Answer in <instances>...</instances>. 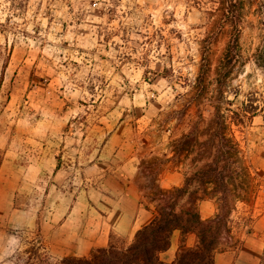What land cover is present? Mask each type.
<instances>
[{
  "label": "rangeland",
  "instance_id": "obj_1",
  "mask_svg": "<svg viewBox=\"0 0 264 264\" xmlns=\"http://www.w3.org/2000/svg\"><path fill=\"white\" fill-rule=\"evenodd\" d=\"M255 7L0 0V120L31 149L70 137L99 142L119 129L141 157L149 197L167 190L157 179L168 166L169 188L188 179L179 204L206 192L200 214L228 221L230 245L215 264H264V26ZM214 162L209 177L195 176ZM14 237L0 264L18 246L40 243L33 228ZM178 241L174 231L163 261L174 258ZM194 241L188 235L187 245Z\"/></svg>",
  "mask_w": 264,
  "mask_h": 264
},
{
  "label": "crops",
  "instance_id": "obj_2",
  "mask_svg": "<svg viewBox=\"0 0 264 264\" xmlns=\"http://www.w3.org/2000/svg\"><path fill=\"white\" fill-rule=\"evenodd\" d=\"M140 158L116 128L99 142L70 137L51 150L44 140L31 149L12 123L0 120V250L32 228L56 258L87 256L106 247L113 233L130 242L157 213V200L142 184ZM165 167L157 183L169 189ZM204 203L197 201L199 214Z\"/></svg>",
  "mask_w": 264,
  "mask_h": 264
},
{
  "label": "trees",
  "instance_id": "obj_3",
  "mask_svg": "<svg viewBox=\"0 0 264 264\" xmlns=\"http://www.w3.org/2000/svg\"><path fill=\"white\" fill-rule=\"evenodd\" d=\"M220 3L225 4V8H222L225 10L237 9L239 4L256 5L255 12L264 26V0H220ZM258 58L264 62V55ZM225 59L231 62L232 56H225ZM216 170L217 163L214 162L213 168L203 169L195 176L203 181ZM217 175H221V171ZM187 181L181 187L160 192L156 199L155 217L138 229L130 242L111 236L106 247L96 249L87 256L56 258L47 253L42 243L31 240L25 243L27 247L16 248L8 264H215L216 253L230 245L232 227L220 213L205 219L200 217L196 205L197 201L205 198L206 192L201 196L193 192L190 198L179 204L187 192ZM175 230L179 232L178 246L174 258L165 262L160 255L169 247ZM190 234H194L195 241L187 245L186 240Z\"/></svg>",
  "mask_w": 264,
  "mask_h": 264
}]
</instances>
